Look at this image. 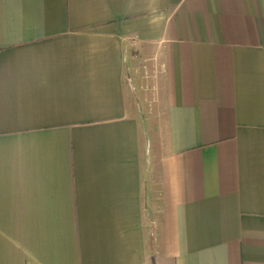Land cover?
I'll return each mask as SVG.
<instances>
[{"label": "crops", "instance_id": "1", "mask_svg": "<svg viewBox=\"0 0 264 264\" xmlns=\"http://www.w3.org/2000/svg\"><path fill=\"white\" fill-rule=\"evenodd\" d=\"M0 264H264V0H0Z\"/></svg>", "mask_w": 264, "mask_h": 264}]
</instances>
